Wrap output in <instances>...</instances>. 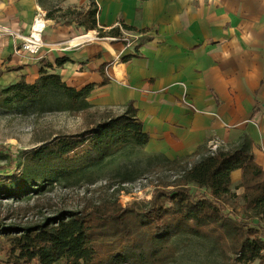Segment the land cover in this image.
<instances>
[{
  "label": "trees",
  "instance_id": "16d2710c",
  "mask_svg": "<svg viewBox=\"0 0 264 264\" xmlns=\"http://www.w3.org/2000/svg\"><path fill=\"white\" fill-rule=\"evenodd\" d=\"M40 5L45 19L77 25L84 32L95 30L101 39L121 38L120 29L148 32L123 22L104 31L98 27L99 8L93 0L85 8L65 10ZM68 61L62 57L55 63L62 68ZM48 67L53 65L48 63ZM106 68V64L99 68L102 83L76 88L59 74L40 67L35 82L21 77L0 91V110L16 108L33 117L50 112L89 115L94 107L89 103L94 88L110 81ZM19 69L21 66L0 70V78L4 72ZM134 103L129 101L122 113L94 112L79 133L57 136L30 151L21 176L0 182V198L22 199L47 190L55 182L79 180L107 159L142 150L150 135ZM253 147L244 133L236 142L215 149L202 144L183 158L172 160L162 153L146 157L139 161L146 169L157 163L180 170L177 182L155 186L146 203L117 206L110 212L67 210L23 227L0 220V239L5 245L0 264H172L192 243L224 264L264 262V169L257 164ZM139 163L124 166L123 182L140 175V169H130ZM234 170L242 175L235 187L241 193L232 190L230 174ZM191 187L203 192L194 194Z\"/></svg>",
  "mask_w": 264,
  "mask_h": 264
},
{
  "label": "crops",
  "instance_id": "0c3cea01",
  "mask_svg": "<svg viewBox=\"0 0 264 264\" xmlns=\"http://www.w3.org/2000/svg\"><path fill=\"white\" fill-rule=\"evenodd\" d=\"M93 1L99 8L98 27L104 31L121 22L148 30L140 49L128 51L109 42L74 49L68 44L77 33L68 26L49 29L56 22L45 19L36 0H0V70L21 66L4 72L0 85L21 77L33 83L40 67L76 88L100 84L99 68L106 64L110 81L95 87L89 100L100 107L120 108L121 113L133 100L150 135L143 148L147 153L183 158L202 144L215 149L246 133L255 160L264 169V24L242 25L240 5L248 0ZM254 1L255 6L264 4ZM35 17L43 20L39 39L33 34ZM29 41L37 44L36 53L24 48ZM62 57L69 61L57 68L55 61ZM125 57L132 58L124 61ZM117 61L122 64L115 70ZM48 63L52 69L46 68ZM230 175L231 186L236 187L240 170Z\"/></svg>",
  "mask_w": 264,
  "mask_h": 264
},
{
  "label": "rangeland",
  "instance_id": "374dc122",
  "mask_svg": "<svg viewBox=\"0 0 264 264\" xmlns=\"http://www.w3.org/2000/svg\"><path fill=\"white\" fill-rule=\"evenodd\" d=\"M259 1H261L260 3H264V0ZM36 2L43 4L48 9L62 7L64 10L75 7L85 8L90 5V1L87 4V0H36ZM246 2L240 5L239 18L242 25H257L258 22L264 24V4L255 6L254 0H248V5L245 4ZM71 3L73 5H69ZM212 7L213 9L217 8L214 5ZM36 20L35 17L34 22ZM62 22L64 23V21H61L60 24L49 25V29L53 27V29L58 30L61 26L67 27ZM68 28L72 29L73 32L75 31L74 33L78 35L76 39H72L71 44H68L74 49L95 42H109L110 45L112 43H119L121 44L120 46L124 47V44L120 40L109 41L108 38H99L96 31L84 32L77 25L68 26ZM72 31H70L71 34H73ZM89 33L90 37H83ZM78 38L79 40H77ZM28 44V46H24L28 51L29 47L34 46L37 48L35 42L29 41ZM8 79L9 82L13 80L11 77H8ZM7 85H0V91ZM89 101L94 106L90 110L89 115L50 112L43 116L33 117L23 115L16 108L0 110V182L12 181L21 176L24 170L25 156L30 151L50 142L57 136L79 133V131L88 125V120L94 112L101 114L108 110H113L116 113H121L120 108L109 109V107L97 106L94 104L93 98ZM150 155L152 154L147 153L145 149L131 155L125 153L124 155H117L107 159L94 172L81 177L79 180L55 182L47 190L38 192L37 194H27L28 197H22V199L0 198V220L6 225L15 224L23 227L38 224V222L46 218H51L57 213L67 210L101 209L110 212L117 206L124 208L126 205L134 202L146 203L150 200L155 186H170L180 178V170L174 166H162L161 164L156 165V163L154 166L146 169L144 162L139 163V161H144ZM137 162L139 165L132 166L130 169L134 171L140 169V175L135 177L134 180L123 182L122 172L124 166ZM232 190L238 192V190H235V187H232ZM191 191L194 194L203 192L201 189H197V187H191ZM244 216L242 215L243 218ZM253 221L256 222V219H253ZM4 246V243L0 239V260L4 258ZM172 264L224 263L218 256L216 258L208 256L207 249L202 246L199 247L197 243H192L186 250H183V253ZM253 264H264V262L254 261Z\"/></svg>",
  "mask_w": 264,
  "mask_h": 264
},
{
  "label": "built area",
  "instance_id": "2783aa9c",
  "mask_svg": "<svg viewBox=\"0 0 264 264\" xmlns=\"http://www.w3.org/2000/svg\"><path fill=\"white\" fill-rule=\"evenodd\" d=\"M149 34H150L149 32L132 33L129 31H123L121 38H109V37L106 38H109L110 40H120V42L122 41V43L124 44V49L131 51L134 50L137 46H139L140 49L141 46L140 39L145 36H148ZM28 49L30 50L31 53H36L38 51V49L34 46L29 47Z\"/></svg>",
  "mask_w": 264,
  "mask_h": 264
},
{
  "label": "bare ground",
  "instance_id": "6f19581e",
  "mask_svg": "<svg viewBox=\"0 0 264 264\" xmlns=\"http://www.w3.org/2000/svg\"><path fill=\"white\" fill-rule=\"evenodd\" d=\"M42 27H43V20H42V19H38V20L36 21L35 25H34V33H33V34L35 35V37H37L38 39H39V37H40V34H38V31H39ZM83 37H90V33L87 34V35H85V36H83ZM77 40H79V38H78ZM115 64H116V65L114 66V68H115V70H117V69L121 66L122 62L117 61Z\"/></svg>",
  "mask_w": 264,
  "mask_h": 264
}]
</instances>
